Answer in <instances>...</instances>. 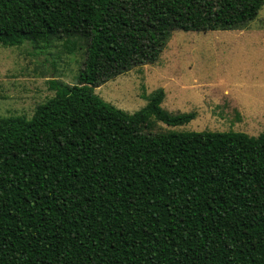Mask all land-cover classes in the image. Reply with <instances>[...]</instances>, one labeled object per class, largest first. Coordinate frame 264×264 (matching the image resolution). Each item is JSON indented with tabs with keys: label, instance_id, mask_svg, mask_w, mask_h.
<instances>
[{
	"label": "trees",
	"instance_id": "trees-1",
	"mask_svg": "<svg viewBox=\"0 0 264 264\" xmlns=\"http://www.w3.org/2000/svg\"><path fill=\"white\" fill-rule=\"evenodd\" d=\"M263 4L0 0L1 45H86L75 83L0 118V264H264V131L153 133L196 113L165 110L162 88L133 113L94 92L173 30L235 29Z\"/></svg>",
	"mask_w": 264,
	"mask_h": 264
},
{
	"label": "rangeland",
	"instance_id": "rangeland-1",
	"mask_svg": "<svg viewBox=\"0 0 264 264\" xmlns=\"http://www.w3.org/2000/svg\"><path fill=\"white\" fill-rule=\"evenodd\" d=\"M85 47L79 38L54 39L47 47L32 42L0 44V118H30L38 104L54 95L51 79L75 83ZM157 88L165 92L161 103L165 110L194 111L196 116L177 126L153 121L148 131L263 132L264 4L255 18L235 29L173 30L156 62L135 66L94 92L133 113Z\"/></svg>",
	"mask_w": 264,
	"mask_h": 264
}]
</instances>
